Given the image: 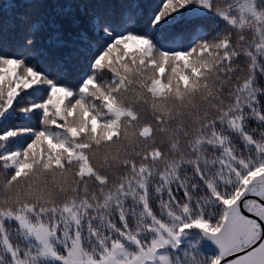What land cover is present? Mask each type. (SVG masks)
Here are the masks:
<instances>
[{"label": "snow or ice", "instance_id": "1", "mask_svg": "<svg viewBox=\"0 0 264 264\" xmlns=\"http://www.w3.org/2000/svg\"><path fill=\"white\" fill-rule=\"evenodd\" d=\"M0 264H264V0H0Z\"/></svg>", "mask_w": 264, "mask_h": 264}, {"label": "trees", "instance_id": "2", "mask_svg": "<svg viewBox=\"0 0 264 264\" xmlns=\"http://www.w3.org/2000/svg\"><path fill=\"white\" fill-rule=\"evenodd\" d=\"M137 3H139L142 8L143 11L145 13V19L147 18V16L151 15V13L153 11H155L157 9V7H159L162 3V0H159V2L157 3V7L156 5L153 3L152 0H136ZM45 46V42L43 40H41L40 42H38V47H44ZM37 61H33V63H36ZM78 80V76L77 75H72L69 78V82L71 83H76Z\"/></svg>", "mask_w": 264, "mask_h": 264}, {"label": "rangeland", "instance_id": "3", "mask_svg": "<svg viewBox=\"0 0 264 264\" xmlns=\"http://www.w3.org/2000/svg\"><path fill=\"white\" fill-rule=\"evenodd\" d=\"M153 1V3L156 5V7H157V3L159 2V0H152Z\"/></svg>", "mask_w": 264, "mask_h": 264}]
</instances>
